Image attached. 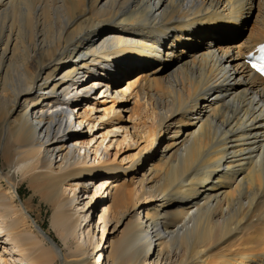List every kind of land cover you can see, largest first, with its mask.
<instances>
[{"label": "bare ground", "instance_id": "bare-ground-1", "mask_svg": "<svg viewBox=\"0 0 264 264\" xmlns=\"http://www.w3.org/2000/svg\"><path fill=\"white\" fill-rule=\"evenodd\" d=\"M262 43L264 0H0V160L56 233L0 161V264H264ZM97 87L112 122L93 149L73 125L95 129ZM120 133L140 147L125 166ZM98 206L123 227L105 248Z\"/></svg>", "mask_w": 264, "mask_h": 264}, {"label": "rangeland", "instance_id": "rangeland-1", "mask_svg": "<svg viewBox=\"0 0 264 264\" xmlns=\"http://www.w3.org/2000/svg\"><path fill=\"white\" fill-rule=\"evenodd\" d=\"M227 1L230 2V3L234 2V0H227ZM198 45L199 46H203V42H199ZM199 46L197 48L195 46H193L191 51L192 52L193 51L194 52H198L197 50L201 48ZM101 89H102L101 87H97L96 91H92V93L89 94L90 97H92V98L90 100L89 99L85 100L81 104L82 107H84V109L86 108L88 110H92L91 117H93L96 120V122H97L96 126L94 127L95 129H93L91 131V129H92L91 127L92 126H87L88 124H85V126H80L79 123H78L79 121L77 119L74 120V125H73V128L75 127L76 131L83 132L84 133L83 137L85 139H87L88 141L90 140L92 142L90 148H92L93 145H94L93 149L97 148V146L100 144L102 138L99 137V136L102 135L103 133H106L107 129L109 128L108 125H110V123L112 122V121L109 122V120H107L108 117L104 118L103 123L100 121L101 116L105 115V113L103 112L104 109H106L107 107H109L111 105V103H109V102L103 104V101L104 100L105 101L112 100V96H110L108 94L105 95L106 97L101 98L99 96L101 92L98 93V91H101ZM79 102L80 103L82 102L81 99L79 100ZM85 104H88V105L85 107ZM106 120H107V122H106ZM121 120L123 122L117 123V124H119V126H127V127H129L130 131L132 133L136 130V129H133V126H132L133 122H130L129 113L123 112ZM151 122H152L151 120L146 121V123H147L146 124V126H147L146 128H145V126H143V124H140V126H142L145 130H150V129H152V123ZM94 132H96V135L98 137L92 135ZM90 133H92V134H90ZM1 135H2V130H0V139H1ZM124 135H125L124 133H120V137L119 136L118 137L117 136L116 137H109L105 141V143H106L105 145L108 144V141L110 139L113 140L114 145L112 146L111 150L109 149L107 158H108L109 162H112V163H121V162H123L122 164L125 166L129 162V159H128L129 156L138 153L140 147L139 146H137V147L135 146V147L129 148L128 147V145H129L128 141H127L128 144L127 143H122ZM93 137H94V139H93ZM95 137H97V138H95ZM97 140H98V142H97L98 144L95 143ZM116 140H118V142L120 143L119 147L115 146ZM141 144H143V143H141ZM141 144H139V145H141ZM115 147H116V149H115ZM0 161H2V169L5 172H11L12 176L14 177V179H13L14 183H19L20 195H21L22 199L25 202L30 204L31 207H34V209H35V211H34L35 217H37V219H39L40 222L45 223V227L48 230L50 229L52 234L54 236H56V233H55V231L53 230V228L51 226V221H50L51 215L50 214L47 215L49 206H46L43 202H41L38 199V197L36 195H34V191H30L28 185L24 184L23 182H21L19 177L17 175L15 176V174H13L11 168L6 164V161H4L3 159H1ZM132 178H133V175H131L129 177V179H132ZM104 179H105V177H101L100 180L97 181L96 185L102 186L101 183H102V180H104ZM103 183H106V180ZM105 185L107 186L108 184L106 183ZM72 194H73V192H72ZM103 197L107 198V192H106V194ZM141 208L142 207H138L136 209V211H135V213L138 216L141 214ZM101 212H102V206H98L97 207V211L95 210V213L93 215L94 222L92 224H94V232L96 230V238H95V240H93V243L95 244V242L98 241V239L102 236L101 233H102L103 228H105L104 240H103V242L101 243V246H100V248H102V246H104V248H105L107 245H109L111 243H116V241L119 240V238L121 236L120 232L123 230V227L120 226L118 223H111L110 225L102 226L101 225V220H99ZM91 219H92V214H91L90 220ZM96 225H98V226L95 227ZM115 227H117V228H115ZM58 241H60V240L58 239ZM60 243H61V241H60ZM61 245H62V243H61ZM1 251L2 250H0V253H1ZM97 258L98 257L96 256L95 259H97Z\"/></svg>", "mask_w": 264, "mask_h": 264}, {"label": "snow or ice", "instance_id": "snow-or-ice-1", "mask_svg": "<svg viewBox=\"0 0 264 264\" xmlns=\"http://www.w3.org/2000/svg\"><path fill=\"white\" fill-rule=\"evenodd\" d=\"M258 71H260L262 74H264V68H260V69H258Z\"/></svg>", "mask_w": 264, "mask_h": 264}]
</instances>
